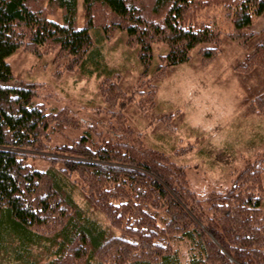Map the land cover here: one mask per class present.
I'll return each mask as SVG.
<instances>
[{
  "label": "trees",
  "instance_id": "1",
  "mask_svg": "<svg viewBox=\"0 0 264 264\" xmlns=\"http://www.w3.org/2000/svg\"><path fill=\"white\" fill-rule=\"evenodd\" d=\"M77 1L0 0V252H9L16 264H39L34 245L50 257L43 264H181L172 245L187 239L195 249L191 264H264V153L228 190L212 192L202 203L185 186L181 165L141 146L110 139L93 145L88 133L50 147L57 153L50 166L34 168L22 150H47L52 121L66 119L36 102L34 85L16 80L5 60L24 46L38 54L54 49L68 69L86 59L96 67L100 54L91 30L101 29L105 37L120 30L129 47H138L144 73L153 64V46L166 48L152 75L158 81L187 62L193 49L203 65L217 57L219 25L193 19L219 5L231 26L226 35L243 49L233 65L243 102L264 112V31L250 28L264 12V0H82V26ZM57 10L61 21L52 18ZM141 93L153 101L152 90ZM72 174L86 207L73 197Z\"/></svg>",
  "mask_w": 264,
  "mask_h": 264
},
{
  "label": "rangeland",
  "instance_id": "2",
  "mask_svg": "<svg viewBox=\"0 0 264 264\" xmlns=\"http://www.w3.org/2000/svg\"><path fill=\"white\" fill-rule=\"evenodd\" d=\"M144 1L147 5L148 1ZM61 15L57 10L52 18L61 21ZM196 15L193 20L197 22L219 25L220 52L203 65L197 49H193L187 62L177 65L158 81L152 75L158 54L165 53L166 48L153 46V64L144 73L138 47H129L125 32L120 30L110 37H105L101 29L91 30L94 47L100 54L96 67L86 59L81 67L68 69L67 60L57 59L54 49L38 54L21 46L6 56L15 79L34 85L35 101L67 120L57 125L52 121L51 128L55 130L49 134L47 150H22L27 153V163L45 170L50 166V156L57 154L50 147L71 144L88 133L96 142L93 145L100 146L110 139L133 145L134 149L141 146L156 150L161 157L163 154L171 164L181 165L185 169V186L201 203L212 192L228 190L240 171L264 153V112L247 108L243 102L244 90L233 69L243 49L226 35L231 26L222 7L212 5ZM84 22L82 0H78L77 26ZM250 28L264 31V12L253 20ZM109 80L113 84L108 88L105 86ZM147 88L152 90L151 102V95L141 93ZM261 180L264 186V171ZM70 181L75 182L74 199L86 207L78 175L72 174ZM92 214L107 227L102 213ZM172 248L181 264H191L195 249L190 241H177ZM45 252L42 246L31 248L33 256L36 255L32 258L39 264L49 260ZM0 264L16 263L5 251L0 252Z\"/></svg>",
  "mask_w": 264,
  "mask_h": 264
}]
</instances>
